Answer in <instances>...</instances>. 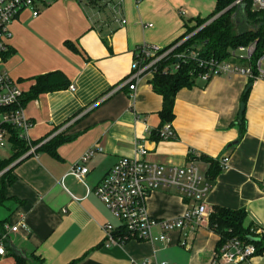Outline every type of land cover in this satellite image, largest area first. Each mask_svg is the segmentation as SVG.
Masks as SVG:
<instances>
[{
    "label": "crops",
    "instance_id": "1",
    "mask_svg": "<svg viewBox=\"0 0 264 264\" xmlns=\"http://www.w3.org/2000/svg\"><path fill=\"white\" fill-rule=\"evenodd\" d=\"M101 4L53 0L41 5L36 16L21 10L9 24L2 68L24 94L37 75L55 70L75 89L68 85L22 103L32 122L29 141L37 144L34 152L10 165L13 181L6 185L0 219L11 225L23 219L25 224L8 233L0 264H15L14 253L25 264H67L74 259L79 264H210L219 236L207 220L170 231L163 242L130 238L111 243L102 227L109 224L115 232L121 223L93 190L119 158L135 154L136 143L147 149L148 161L176 166L193 162L203 172L208 164L201 155L216 160L227 156L205 197L207 209L244 208L245 225L264 229V80L251 83L241 138L231 122L249 77L239 74L180 89L174 117L163 123L158 115L163 99L153 90L151 75L143 74L133 90L129 82L124 84L132 72L134 50L143 43L167 46L193 27L195 18L210 15L215 0H124L122 25ZM149 23L151 27L145 26ZM166 123L175 137H161ZM57 132L70 139L57 146L56 155L36 149ZM91 148L97 151L79 180L70 168ZM144 204L158 219L174 218L187 207L173 188L151 191ZM250 264H264V254L252 257Z\"/></svg>",
    "mask_w": 264,
    "mask_h": 264
},
{
    "label": "built area",
    "instance_id": "2",
    "mask_svg": "<svg viewBox=\"0 0 264 264\" xmlns=\"http://www.w3.org/2000/svg\"><path fill=\"white\" fill-rule=\"evenodd\" d=\"M52 1L0 0V149L8 143V128L10 127L16 130L19 138L29 144L30 148L27 154L35 151V145L31 146L28 136L32 122L27 117L23 106L20 105L23 90L10 77L8 72L2 68V62L4 55L8 51L7 41L11 38L9 24L16 14L21 10L28 9L32 11L33 16H36L41 5L49 4ZM96 1H98L97 5L102 2L103 5H101L109 9L113 21L120 25L126 23L122 12L124 0ZM234 3L237 5L241 4L242 0H236ZM251 6L254 9L264 10V0H251ZM207 23L209 22L207 21L202 26ZM145 26L151 27L152 24L149 23ZM199 28L167 48L148 43L137 46L134 50L132 72L124 84L132 82L128 88L133 90L135 81L142 77L143 74H150L152 78L157 70V63L162 61ZM255 48L256 41L247 45H237L229 50L228 56L225 58L200 57L199 50L196 48L192 49L189 52V56L196 58L197 62L193 69L195 82L205 84L214 76L233 74L244 75L253 80H264V48L254 66L251 60ZM175 56V63L164 66L163 71L174 72L178 70V61L183 59L184 55L178 53ZM69 88L71 90L75 89L73 85H69ZM111 93L108 92L104 98ZM160 135L163 138L175 137V132L170 123L162 126ZM96 151L97 149L91 148L83 153L70 168V173L81 180L88 171L87 161ZM146 155L147 149L140 143H136L135 154L130 157L119 158L93 190L96 197L105 205L113 217L121 223V229L124 230L123 234L114 236L113 227L109 224H104L102 228L106 239L111 243H123L130 238L163 242L168 239V232L181 231L189 225L195 228L208 219L210 210L207 209L205 197L211 189V183L206 179L205 173L201 168L193 162L183 166L151 162L145 158ZM227 161V156L219 159L222 167L226 166ZM166 188L175 189L185 198L187 207L180 215L174 218H153L147 213L144 200L151 191ZM24 224L23 219L14 225L5 223V235L0 238V256L6 253L4 246L6 234L16 232L21 226L24 227ZM155 229H159V232L155 233ZM261 230V228H257L256 231L261 232ZM254 256V245L231 238L216 249L210 264H250ZM145 262L143 261V264ZM132 264L137 263L132 262ZM159 264L168 263L161 261Z\"/></svg>",
    "mask_w": 264,
    "mask_h": 264
},
{
    "label": "trees",
    "instance_id": "3",
    "mask_svg": "<svg viewBox=\"0 0 264 264\" xmlns=\"http://www.w3.org/2000/svg\"><path fill=\"white\" fill-rule=\"evenodd\" d=\"M94 4H98L96 0H90ZM236 0H215V8L213 12L205 18H195L196 22L193 27L187 30L186 33L176 38L173 42L165 46L167 48L176 44L183 39L187 34L199 28L191 36L187 37L180 45L170 52L162 61L157 63V70L150 79V84L153 90L160 94L163 99L162 108L158 115L161 121L169 122L174 117V102L177 92L186 87H192L196 84L194 80L195 72L193 69L197 65L196 58L189 56L192 49H198L200 57H217L225 58L228 56L229 50L237 45H247L256 41V48L252 55V62L255 66L257 58L262 53L264 48V10L254 9L251 6V0H242L241 4H235ZM233 16V14H235ZM216 16V17H215ZM239 17L238 20L235 17ZM215 17L212 21L205 24L208 20ZM202 26V27H201ZM252 28V31L248 29ZM70 46V45H69ZM182 53L183 59H179L178 70L163 71L164 66H169L175 63V54ZM254 80L249 78V81L241 94L240 107L238 115L231 122L232 125L239 127V138L242 137L245 128L246 120L244 117L246 100L250 91L251 83ZM69 85L67 77L59 70L39 74L34 78V83L31 85L27 93H23L20 99L22 106L25 99H32L41 93L55 91L66 88ZM8 142L10 144L11 154L6 158H0V205L6 200L5 188L6 185L13 181L11 176L13 162L21 158L29 151V144L19 138L17 132L13 128H8ZM60 133L50 137L38 148H43L52 155H56V148L64 141L69 140ZM31 146L37 143H30ZM200 160L207 163L205 170L206 179L211 183L215 177L221 172L219 160L208 158L201 155ZM247 212L244 208L230 209L223 206L213 205L207 219L208 227L213 230L219 239L216 244V249L226 240L236 238L244 243H251L255 247V255L264 254V229L257 232L258 226L245 225ZM6 221L0 219V238L5 235ZM124 230H117L114 236L121 235ZM6 237L5 239L7 238ZM5 242V240H4ZM5 246V244H4ZM15 264H25V259L14 253ZM67 264H79V259H74Z\"/></svg>",
    "mask_w": 264,
    "mask_h": 264
},
{
    "label": "rangeland",
    "instance_id": "4",
    "mask_svg": "<svg viewBox=\"0 0 264 264\" xmlns=\"http://www.w3.org/2000/svg\"><path fill=\"white\" fill-rule=\"evenodd\" d=\"M10 154V146L9 144L5 145L0 151V158H6Z\"/></svg>",
    "mask_w": 264,
    "mask_h": 264
},
{
    "label": "water",
    "instance_id": "5",
    "mask_svg": "<svg viewBox=\"0 0 264 264\" xmlns=\"http://www.w3.org/2000/svg\"><path fill=\"white\" fill-rule=\"evenodd\" d=\"M235 15H236V13H235V14H233V16H235ZM215 17H216V16H215ZM215 17H213V18H211L210 20H208V22L212 21V20H213ZM235 18L238 20V22H237V23L239 24V19H240V18H239L238 16H237V17H235ZM248 30H249V31H252V28H249ZM9 167H10V166H9Z\"/></svg>",
    "mask_w": 264,
    "mask_h": 264
},
{
    "label": "bare ground",
    "instance_id": "6",
    "mask_svg": "<svg viewBox=\"0 0 264 264\" xmlns=\"http://www.w3.org/2000/svg\"><path fill=\"white\" fill-rule=\"evenodd\" d=\"M131 83V82H130Z\"/></svg>",
    "mask_w": 264,
    "mask_h": 264
}]
</instances>
